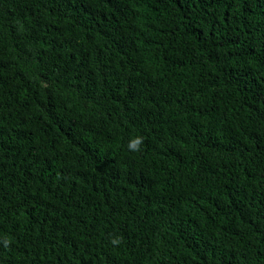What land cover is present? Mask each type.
I'll use <instances>...</instances> for the list:
<instances>
[{
	"label": "trees",
	"instance_id": "1",
	"mask_svg": "<svg viewBox=\"0 0 264 264\" xmlns=\"http://www.w3.org/2000/svg\"><path fill=\"white\" fill-rule=\"evenodd\" d=\"M0 264H264V0H0Z\"/></svg>",
	"mask_w": 264,
	"mask_h": 264
},
{
	"label": "clouds",
	"instance_id": "2",
	"mask_svg": "<svg viewBox=\"0 0 264 264\" xmlns=\"http://www.w3.org/2000/svg\"><path fill=\"white\" fill-rule=\"evenodd\" d=\"M143 143V137H136L134 139H131L129 142V149L133 151H139V146ZM118 240H113L112 243L116 244L118 243Z\"/></svg>",
	"mask_w": 264,
	"mask_h": 264
}]
</instances>
